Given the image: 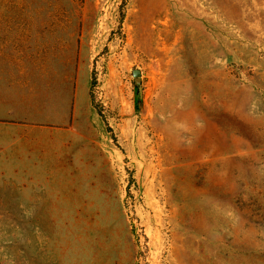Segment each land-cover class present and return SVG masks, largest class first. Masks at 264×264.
<instances>
[{
  "label": "rangeland",
  "instance_id": "rangeland-1",
  "mask_svg": "<svg viewBox=\"0 0 264 264\" xmlns=\"http://www.w3.org/2000/svg\"><path fill=\"white\" fill-rule=\"evenodd\" d=\"M0 65V264H264V0H0Z\"/></svg>",
  "mask_w": 264,
  "mask_h": 264
},
{
  "label": "crops",
  "instance_id": "crops-1",
  "mask_svg": "<svg viewBox=\"0 0 264 264\" xmlns=\"http://www.w3.org/2000/svg\"><path fill=\"white\" fill-rule=\"evenodd\" d=\"M0 65V69H1ZM3 87H0V175L6 174V170L9 169L10 160L16 162L20 159L17 155L18 140L24 138L25 133L20 127L23 125L18 120L9 123L6 122L7 115L13 112L11 105L9 104L10 96L5 92H2ZM9 106V107H8ZM33 131L29 130L27 139L33 138ZM32 143V142H31Z\"/></svg>",
  "mask_w": 264,
  "mask_h": 264
},
{
  "label": "water",
  "instance_id": "water-1",
  "mask_svg": "<svg viewBox=\"0 0 264 264\" xmlns=\"http://www.w3.org/2000/svg\"><path fill=\"white\" fill-rule=\"evenodd\" d=\"M132 74H133V76L135 78V84H138V82H139V78L138 77H139L140 71L138 69H133Z\"/></svg>",
  "mask_w": 264,
  "mask_h": 264
},
{
  "label": "trees",
  "instance_id": "trees-1",
  "mask_svg": "<svg viewBox=\"0 0 264 264\" xmlns=\"http://www.w3.org/2000/svg\"><path fill=\"white\" fill-rule=\"evenodd\" d=\"M139 103H140V100H137V101H136V104H135V105H136V106H135L136 109H139Z\"/></svg>",
  "mask_w": 264,
  "mask_h": 264
}]
</instances>
